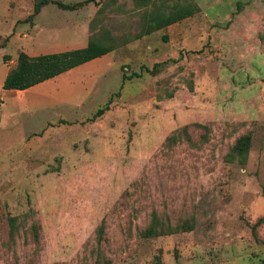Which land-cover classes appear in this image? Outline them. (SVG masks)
I'll return each instance as SVG.
<instances>
[{"label":"rangeland","instance_id":"374dc122","mask_svg":"<svg viewBox=\"0 0 264 264\" xmlns=\"http://www.w3.org/2000/svg\"><path fill=\"white\" fill-rule=\"evenodd\" d=\"M137 1L0 0V72L89 39L117 57L1 79L0 264H264V0Z\"/></svg>","mask_w":264,"mask_h":264},{"label":"trees","instance_id":"16d2710c","mask_svg":"<svg viewBox=\"0 0 264 264\" xmlns=\"http://www.w3.org/2000/svg\"><path fill=\"white\" fill-rule=\"evenodd\" d=\"M139 4H143L146 0L137 1ZM46 3L45 1L35 4L33 12L36 14L39 12L41 5ZM74 5H80L74 4ZM64 5V7H73ZM199 10L197 5L191 3L184 5H177L165 12L164 10H156L149 14L146 29L144 34H149L155 30H159L167 25L178 22L184 18L193 15ZM113 50L112 46L97 41L96 39H89L84 47L39 54L36 56H29L25 52H19L16 63L9 72L6 74L2 88L7 90H26L36 84H39L45 80H48L56 75L66 72L74 67H77L89 60L104 55ZM128 77L122 76V79ZM108 109L107 106L99 107L93 114V118H97ZM251 134L248 133L237 140L233 145L231 151V157H240L244 159L247 151L250 147ZM191 229V227H189ZM147 236L158 234L157 225L154 219L150 222L145 231Z\"/></svg>","mask_w":264,"mask_h":264},{"label":"crops","instance_id":"0c3cea01","mask_svg":"<svg viewBox=\"0 0 264 264\" xmlns=\"http://www.w3.org/2000/svg\"><path fill=\"white\" fill-rule=\"evenodd\" d=\"M59 39V38H58ZM72 39H75V37H73ZM83 44H87V42H85V43H83ZM85 45H83V47H84ZM45 50V49H44ZM44 50L43 51H38V52H36V53H31V52H26V51H24V52H26L28 55H30V56H36V55H39V54H46V53H53V52H59V51H61V50H52V51H49V52H47V51H45L46 53H42V52H44ZM41 52V53H40ZM114 53H116L115 52V50H111L110 52H108V53H106V54H104V55H101V56H99V57H96V58H94V59H92V60H89V61H87V62H90V61H95V62H97L98 64H101V65H107L108 67H110V66H113L115 63H116V60H117V57H116V55H114ZM9 62H11V65H7V66H4V65H2V67H4V69H3V71H1L0 72V74L1 73H3V74H1V77H0V81H1V79L3 78V76H4V78H5V76H6V74L9 72V70L12 68V67H14V65H15V63H16V61H14L13 59H11V60H9ZM87 62H85V63H87ZM75 68V67H74ZM73 69V68H72ZM72 69H70V70H72ZM70 70H68V71H70ZM68 71H66V72H68ZM63 73H65V72H63ZM63 73H61V74H63ZM60 75V74H59ZM56 76H58V75H56ZM56 76H54V77H56ZM54 77H52V78H54ZM52 78H50V79H52ZM49 80V79H48ZM46 81V80H45ZM44 82V81H43ZM43 82H41V83H43ZM40 84V83H39ZM37 85V84H36ZM31 88V87H30ZM12 91H20V90H13V89H11Z\"/></svg>","mask_w":264,"mask_h":264}]
</instances>
